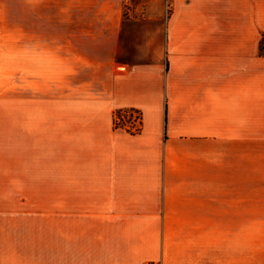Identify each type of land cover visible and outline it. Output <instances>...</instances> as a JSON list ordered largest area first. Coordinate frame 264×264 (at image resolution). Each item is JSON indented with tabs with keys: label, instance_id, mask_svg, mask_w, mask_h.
I'll return each mask as SVG.
<instances>
[{
	"label": "crops",
	"instance_id": "0c3cea01",
	"mask_svg": "<svg viewBox=\"0 0 264 264\" xmlns=\"http://www.w3.org/2000/svg\"><path fill=\"white\" fill-rule=\"evenodd\" d=\"M0 102L57 150L73 264H264V0H0Z\"/></svg>",
	"mask_w": 264,
	"mask_h": 264
},
{
	"label": "rangeland",
	"instance_id": "374dc122",
	"mask_svg": "<svg viewBox=\"0 0 264 264\" xmlns=\"http://www.w3.org/2000/svg\"><path fill=\"white\" fill-rule=\"evenodd\" d=\"M8 112L0 102V264H73L72 216L56 194L57 150L45 134L25 132L22 110Z\"/></svg>",
	"mask_w": 264,
	"mask_h": 264
},
{
	"label": "trees",
	"instance_id": "16d2710c",
	"mask_svg": "<svg viewBox=\"0 0 264 264\" xmlns=\"http://www.w3.org/2000/svg\"><path fill=\"white\" fill-rule=\"evenodd\" d=\"M128 114L134 116L136 114L135 119L133 121H129L127 119ZM115 126L117 128H123L130 132L136 133L140 132L143 126V112L141 109L137 107H121L115 110L114 114ZM148 264H159L156 262H150Z\"/></svg>",
	"mask_w": 264,
	"mask_h": 264
}]
</instances>
